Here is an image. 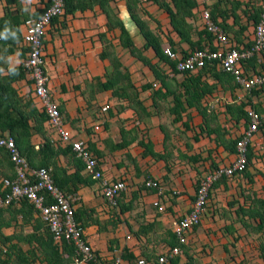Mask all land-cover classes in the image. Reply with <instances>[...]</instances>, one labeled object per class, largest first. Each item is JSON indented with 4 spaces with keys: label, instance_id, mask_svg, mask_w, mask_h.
<instances>
[{
    "label": "crops",
    "instance_id": "crops-1",
    "mask_svg": "<svg viewBox=\"0 0 264 264\" xmlns=\"http://www.w3.org/2000/svg\"><path fill=\"white\" fill-rule=\"evenodd\" d=\"M77 1H73L78 5L73 11H65L52 21L43 43L49 91L59 104L65 124L74 137L83 140L94 153L97 168L102 173L98 179L83 166L78 168L71 150L56 153L49 165L52 175L59 178L56 185L76 198L75 216L84 238L98 258L111 260L118 255L122 264H131L138 256L154 258L178 245V241L171 244L174 223L190 210L200 177L217 165L235 160L236 141L247 128L245 112L253 108L262 118L248 145L247 154L251 157L247 175L225 177L212 185L200 222L188 232L187 244L180 245V252L170 256V264H185L188 259L195 261L193 252L198 248L205 252L206 244L214 243L216 264H229L226 262L229 247L239 252L241 245L237 236L242 228L233 220L239 222L242 211L238 207L250 201H245L242 192L245 195L255 192V201L264 198V193H260L264 192V86L245 90L234 83L230 75L210 66L190 73L178 72L166 59H160L152 47L144 49L145 39L132 14L154 33L161 49L167 46L185 54L197 46L181 39L168 13L152 0H148L145 7L142 0H108L148 64L120 44L119 27L108 29L107 16L98 3L83 5ZM166 1L176 10L171 0ZM195 2L196 6L197 0ZM50 3L51 0H0V18L8 10L18 17L20 34L14 50L6 56L3 74L8 68L21 65L25 57L24 20L39 16ZM260 4L261 0H213L217 9L215 19L239 44H245L252 38ZM195 6L192 15L185 18L190 24V39L213 48V40L200 33L202 28ZM109 44L114 45L111 49L114 54L108 52L106 45ZM114 56L121 63V70L130 77L131 85L125 86L126 93L121 87L116 90L101 87L110 76L107 69ZM248 63L249 68L264 71V53ZM121 83L119 85L124 86L125 82ZM11 85L18 96H29L31 106L36 109L35 116L42 112L33 98L27 75ZM178 102L181 108L176 105ZM24 103L22 99L20 104L28 112L31 106L28 108ZM105 105L108 108L103 110ZM34 117L29 119L31 125L35 124ZM95 125L100 128L95 130ZM40 126V131L31 130L25 147L26 151H32L36 164L40 159L36 151L44 142H49L54 150L69 147L58 139L46 119ZM243 175L246 178L240 179ZM116 180H122L125 188L113 205L103 195V183ZM149 181H155L158 187L148 186ZM15 203L19 205L20 201ZM159 205L163 206L162 210ZM215 207L227 212L221 216ZM9 217L5 211V218ZM14 217L10 226L2 228L5 235H14V248L7 253L5 264H47L41 246L50 236L46 223L35 210L26 212V216L15 213ZM245 217L248 218V214ZM42 224L45 231L40 228ZM13 225H24V231L16 230ZM261 229L264 230V225ZM210 230H216L215 236ZM225 233L229 235L222 242L216 240L215 237ZM51 237L66 257L63 264H67L68 258L72 264H86L75 263V255L68 257L63 252V241H56L52 234ZM195 256L197 258L198 254Z\"/></svg>",
    "mask_w": 264,
    "mask_h": 264
},
{
    "label": "built area",
    "instance_id": "built-area-1",
    "mask_svg": "<svg viewBox=\"0 0 264 264\" xmlns=\"http://www.w3.org/2000/svg\"><path fill=\"white\" fill-rule=\"evenodd\" d=\"M260 6L259 19L254 22L251 40L245 44H239L233 36L225 32L220 21L212 17L213 0H197L195 12L198 14L201 28L212 34L213 48L208 45L201 49L193 48L182 54L166 46L162 48V52L174 62L175 69L179 72L190 73L210 66L230 75L234 83L245 90L261 88L264 86V71H255L248 65L250 59L262 56L264 53V0H261ZM64 12L65 0H51L39 16L24 20L22 42L26 53L21 66L31 81L33 98L41 111L45 113L46 121L58 135V139L69 145L82 160L85 171L99 179L102 173L97 168L98 159L83 140L74 137L71 129L65 124L59 104L51 95L47 85L43 40L52 20L60 17ZM107 108L108 105L102 107L103 110ZM246 117L247 128L236 141L235 160L227 165H217L200 177L190 210L174 223L173 233L178 245L172 246L168 252L166 250L154 258L138 256L131 264H170V256L180 252V245L188 242V232L200 222L208 204L212 185L223 176L231 178L240 175L247 168L248 145L259 129L262 117L253 108L246 110ZM99 128V125L94 126L95 130ZM0 145L7 149L15 170V177L2 180L8 191L0 196V209L12 201L27 199L37 210L42 221L46 223L56 241L72 242L75 263L95 261L96 264H122L121 257L118 255L111 260L98 258L84 238L80 222L76 220L74 208L76 198L74 195L66 194L56 185L50 168L31 166L17 148L14 138L7 133L0 137ZM103 184L104 197L114 205L117 195L125 188V183L122 180H116L104 181ZM148 186L158 187L155 181H149ZM159 191L162 193L160 187ZM172 192L176 194L175 190ZM158 208L162 210L163 206L159 205Z\"/></svg>",
    "mask_w": 264,
    "mask_h": 264
},
{
    "label": "trees",
    "instance_id": "trees-1",
    "mask_svg": "<svg viewBox=\"0 0 264 264\" xmlns=\"http://www.w3.org/2000/svg\"><path fill=\"white\" fill-rule=\"evenodd\" d=\"M73 1L74 0H65L66 12H71L76 8V6H78L77 4L75 5ZM152 1L158 3L168 13L173 29L180 34L181 39L187 41L191 46L197 45L194 48L201 49L204 47L201 46L199 42L191 41L190 32H189L190 24H188L185 20L186 16L192 15V8L196 4L195 0H171L176 10H174L171 7V5H169L170 3H168L166 0H152ZM76 3L83 5L84 4L92 5L94 3H98L107 16L108 29H112L115 26L119 27L120 44L124 47H127L130 50L131 54L136 55L144 63L147 64L149 63L148 59L145 56L141 55L133 45L132 39L127 29L123 25L122 21L116 16L114 9L110 6L108 0H84L83 2L82 0H78ZM130 8L131 6L128 3V9ZM216 10L217 9H215L214 7L211 12L212 17L214 19L216 17ZM10 13L11 12H9L8 10V12H5V14L0 18V51H2L5 54L3 55L5 57L14 50L16 42L20 39V34L18 30L19 18L14 16L13 14L11 15ZM178 15H180V17ZM259 15L260 12L258 15H255L256 17L255 22L258 21ZM56 18L57 17H55L52 21H54ZM132 19L145 39L143 48L145 49L147 47H152L156 55L160 59H164V60L166 59L167 62L170 63V65L173 67V69L177 71L175 69L174 62L169 60L167 56L162 52V49L160 48L159 42L155 37L154 33L146 26V24L141 19H139L134 14H132ZM200 33L205 34L211 40L213 39L212 34L206 29H202ZM110 62H111L110 67L107 69L108 74L110 76L106 81L101 83V87L104 89L114 88V90H116V88L121 87L124 93H126L125 86L131 85L130 77L128 73L126 71L121 70L122 65L117 58L113 57ZM1 66H5V62L2 60H0V67ZM150 67L153 69L155 75L158 76L157 71L154 69L152 64H150ZM203 69L204 68H202V70ZM24 75H26V72L21 65L8 68L6 74L0 75V137L5 133L11 135L14 138L17 148L20 150L21 154L26 157V159L28 160L31 166L34 167L44 166L49 168V165L52 163V160L56 155V153L58 152L66 153L67 150H71V148L69 146L66 149L58 148L54 150L49 142H44L42 145L38 147L36 151L38 154H40V159L37 161V164L34 161V159H32L31 156L32 151H30L29 149L26 151L25 147L27 146V142L29 141V137L31 135V129L33 127L29 123V119L35 116L36 109L31 106L30 101H28V103L26 102L28 104V107L31 106L28 112L24 111L23 109H20L21 107H19L18 103H16L15 101V97H13L14 95L15 96L17 95L16 90L11 85L13 81L23 78ZM199 75L200 74H198L197 76ZM122 81L125 82V84L123 83L124 86L119 85L122 84L121 83ZM187 103L190 106L191 101L188 100ZM176 105L178 106V108H181L179 102ZM34 118H35L34 130L40 131L41 128L40 124H42V122L46 119L45 113L41 112ZM245 118H246V112H245ZM71 152L73 151L71 150ZM73 154L77 158L76 164L78 165V168H81L82 166L84 168L82 160L74 152ZM0 156L3 158L2 159L3 161L5 160L6 162L5 167L7 169V172L0 177V196H3L6 193V191H8V188L4 187L2 180L3 178L15 177V170H14V165L9 158L10 156L7 149L1 145H0ZM250 157L251 154H247V160H248L247 165L249 164ZM247 168L244 171H242L240 175L243 173H246L247 175L246 172ZM52 176L55 182L59 179L57 176H55V174ZM223 178L225 177L223 176L221 179H219V181L222 180ZM249 178L250 176L248 175V179ZM238 208L242 212L245 211L248 214V217L250 218L258 217V223L256 226H258L260 229L263 227L264 198L255 201L254 205H251L250 208H248L247 210L243 208L242 205H240ZM34 210H35L34 206H32V204L29 203L27 199H22V201L20 200L19 205H17L15 202L12 201L0 209V264L7 263L6 255L9 251H11L12 248H14V243H13L14 235L13 234L10 236L5 235L2 231V228L11 225L12 218H15L13 217L15 213H23V216H26V212H30V211L34 212ZM5 211L10 214V217L8 219L5 218ZM35 211L37 212V210ZM46 228L48 229V226ZM48 232L50 233L49 238L41 243V246L43 248V254L45 255L47 264H63L64 257L62 256V253L59 252L58 248L53 244L51 232L49 231V229ZM171 240H172L171 241L172 245L175 244L177 241L174 233ZM62 241H63L62 244H65V248L63 249V252H66L68 254V257L71 255H75L74 246L72 242H68L65 240ZM8 242H10V245H7ZM261 250H262L261 258L264 260V247ZM86 264H96V262L88 261Z\"/></svg>",
    "mask_w": 264,
    "mask_h": 264
},
{
    "label": "rangeland",
    "instance_id": "rangeland-1",
    "mask_svg": "<svg viewBox=\"0 0 264 264\" xmlns=\"http://www.w3.org/2000/svg\"><path fill=\"white\" fill-rule=\"evenodd\" d=\"M147 1L148 0H142L141 1L142 3H145V5H143L144 7L147 5ZM138 7H139V10H142L140 6H138ZM106 48H107L108 52H110L111 54L115 53L114 50H113V52L111 50L112 48L114 49V45L113 46H112V44L106 45ZM3 55H5V54L2 51H0V60L5 62L6 57L3 56ZM114 57L116 58V56H114ZM4 68H5V66H1L0 67V75H4L3 74L4 73ZM27 96L25 98H22L21 96H18V95H16V96L14 95L13 96V97H15L16 103H18L19 107H21L20 109H23L24 111H26V108L24 109V107H22V105L19 104V103H21L22 99H24L25 100L24 104L26 106H28V104H26V102L28 103V101H30V100L28 99L29 96L28 97ZM32 126L33 127H32L31 130L34 129L35 124H33ZM2 159L3 158L0 156V177L7 172V169L5 167L6 162H5V160L3 161ZM251 168L253 170L256 169V167H251ZM237 178H239V177H237ZM241 178H246V176L243 175V176L240 177V179ZM218 181H216V182H218ZM214 184H213V186H214ZM243 190H247V189H243ZM254 193L255 192L249 191V193H247L245 195L242 192V196L243 197L245 196L244 197L245 201L246 200L247 201L250 200L249 203L248 202H244L243 203V205H242L243 208L248 209V208H250L251 205H254V203H255V194H256V193L255 194ZM260 193L262 194L264 192L262 191ZM259 196H261V195H259ZM214 209H215V211L218 212V214H221V216L223 215V213L227 212V210H222V211L219 210V209H221L219 207H217V208L215 207ZM236 214L239 216V214H240V210L239 209L236 212ZM245 215H247V213L245 211H243L242 214L239 216V222L241 223L242 226H240V223L237 222V219L233 220V222L236 223L235 225L237 227H241L242 228V231H240L241 233L237 236L238 237V241L241 242V245L239 244V246H240V251L239 252H238V249H235V248L233 249L232 246L229 247V251H228L227 257H226L227 258L226 262L229 263V264H262L263 262L261 260L260 248H261V246L264 245V230L262 231V229H260L258 226H256L257 223H258V220H256L255 217L254 218H250V217L246 218ZM219 218H220V216H219ZM13 221H14V218H12V222ZM13 226L18 231H24L23 230L24 225H13ZM43 227L45 228V226L43 224L40 225L41 230L45 231ZM216 230L218 231L217 228H216ZM210 231H211L210 233H212L214 235L215 231H212V230H210ZM42 233L46 234L45 232H42ZM228 235H229L228 233H225L223 236L220 235V237L218 236V237H215V238H216L217 241H221L222 242L224 240L225 236H228ZM47 237H48V235H47ZM213 244L214 243H210V244L207 243L206 244V248H205V252H201L202 250H200V248H198V250L196 252H193L194 253V257H195V261H192L191 259H188V261L186 263L188 264V262H189L191 264H216V258H218V257L214 253L215 251L213 249ZM229 245H231V244H229ZM36 250L38 252H40L39 249H36ZM193 251H195V250L193 249ZM196 254H198L197 258L195 256ZM213 255H214V257H213ZM194 257H192V258H194ZM65 262L67 264H72L71 263V259H69V258Z\"/></svg>",
    "mask_w": 264,
    "mask_h": 264
},
{
    "label": "clouds",
    "instance_id": "clouds-1",
    "mask_svg": "<svg viewBox=\"0 0 264 264\" xmlns=\"http://www.w3.org/2000/svg\"><path fill=\"white\" fill-rule=\"evenodd\" d=\"M247 118V117H246ZM248 121V120H247ZM261 123V122H260Z\"/></svg>",
    "mask_w": 264,
    "mask_h": 264
}]
</instances>
